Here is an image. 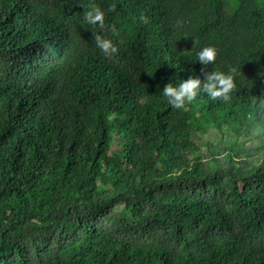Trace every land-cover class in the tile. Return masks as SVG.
Returning <instances> with one entry per match:
<instances>
[{
  "label": "trees",
  "instance_id": "1",
  "mask_svg": "<svg viewBox=\"0 0 264 264\" xmlns=\"http://www.w3.org/2000/svg\"><path fill=\"white\" fill-rule=\"evenodd\" d=\"M229 69L226 101L161 94ZM261 101L264 0H0V264H264Z\"/></svg>",
  "mask_w": 264,
  "mask_h": 264
},
{
  "label": "clouds",
  "instance_id": "2",
  "mask_svg": "<svg viewBox=\"0 0 264 264\" xmlns=\"http://www.w3.org/2000/svg\"><path fill=\"white\" fill-rule=\"evenodd\" d=\"M83 21L88 25H98L101 29L104 27V13L95 4H90L87 10H83ZM141 23H147V17L140 15ZM96 46L104 54L105 57H111L117 53L116 46L109 40L101 38L99 35L93 34ZM217 49L213 46L202 47L195 53L196 61L202 66L209 65L215 61ZM203 71V68L201 69ZM233 69H229L227 73L219 71L204 72L203 79L200 76H189L183 79L178 85L170 82L162 87V96L166 102L175 109H184L187 104L193 102L200 93L205 94L210 100H228L230 93L235 89L233 79ZM262 109H264V101H261ZM257 133H264V124L257 122L254 125Z\"/></svg>",
  "mask_w": 264,
  "mask_h": 264
},
{
  "label": "rangeland",
  "instance_id": "3",
  "mask_svg": "<svg viewBox=\"0 0 264 264\" xmlns=\"http://www.w3.org/2000/svg\"><path fill=\"white\" fill-rule=\"evenodd\" d=\"M225 135H223L222 137L219 136L218 134H211L209 136H196V140H198V142H206V141H209V142H212L216 145H218L220 148L223 147V145L227 142L225 140ZM230 138H231V135H230ZM116 141H113L112 142V149H116ZM207 151V150H204V152ZM208 153V151H207Z\"/></svg>",
  "mask_w": 264,
  "mask_h": 264
}]
</instances>
